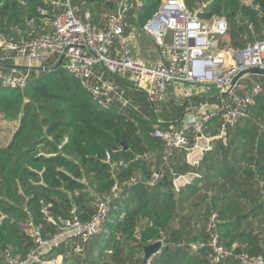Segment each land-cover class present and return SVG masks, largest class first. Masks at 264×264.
<instances>
[{"label":"trees","instance_id":"trees-1","mask_svg":"<svg viewBox=\"0 0 264 264\" xmlns=\"http://www.w3.org/2000/svg\"><path fill=\"white\" fill-rule=\"evenodd\" d=\"M114 1L70 0V6L89 13L92 24L103 28L115 11ZM161 1L137 0L127 23L141 30ZM53 2L0 0V36L18 42L49 32L50 22L65 11ZM184 2L200 19L224 18L234 52L264 37V0H253L252 6H245L244 0ZM42 67L50 70L16 71L28 76L23 88H8L0 81V120L18 121L9 143L0 147V264H7L6 255L23 261L35 249L30 225L49 241L72 218V211L85 223L101 202L108 211L100 234L87 243L68 237L42 259L137 264L143 261L144 246L161 241L151 264H211L209 250L193 246L207 244L214 216L211 233L220 245L264 262V77L244 78L259 84L262 94L225 141L214 139L210 151L191 166L186 151L168 154L153 136L155 128L182 127L175 123L182 106L170 98L153 107L118 73L114 80L128 104L116 100L102 109L62 66L53 70L49 62ZM9 72L0 67L1 74ZM192 101L198 105L217 100ZM210 133H218L215 122ZM107 154L110 162L105 161ZM181 175L194 178L176 186L174 180ZM218 264L243 263L231 258Z\"/></svg>","mask_w":264,"mask_h":264},{"label":"built area","instance_id":"built-area-1","mask_svg":"<svg viewBox=\"0 0 264 264\" xmlns=\"http://www.w3.org/2000/svg\"><path fill=\"white\" fill-rule=\"evenodd\" d=\"M252 1L244 0L243 3L252 6ZM53 3L56 6L61 4L65 11L50 22L49 32L18 42L0 36V64L43 66L52 62L55 65L63 56V69L80 81L102 109H109L116 100L123 106L128 104L124 90L114 80L118 73L133 82L153 107L165 102L170 90L173 94L181 91L179 94L185 95L179 86L186 83L212 87L217 91V104L206 102L194 109L193 117L181 128H155L153 133L164 144L168 154L186 151V159L191 166H197L202 156L210 151L214 139L225 141L227 132L247 117L254 99L262 94L259 84H252L241 95L236 94V90L244 88L238 85L241 79L235 85L233 80L245 69L264 70V37L234 52L228 45L230 28L226 20L216 16L200 19L195 12L188 10L184 0H162L156 13L141 30L127 23L129 13L137 7V0H115V11L107 16L103 28L92 24L89 13L72 9L70 0H62L61 3L55 0ZM134 30L153 43L157 50L154 63H144L132 54L127 45L126 31ZM27 79V74L15 70L8 74L0 73L2 85L8 88H23ZM213 122L217 124L216 136L210 133ZM157 123L162 121L157 120ZM105 161L110 162L109 154ZM154 178H157L156 174ZM135 182L133 178L132 183ZM117 188V185L112 187L114 195ZM107 211L106 202L98 203L94 215L85 223L72 211V218L65 220L60 231L49 241L43 240L39 229L30 225L35 249L23 261L6 255L7 264H45L42 257L66 238H77L81 243L91 241L101 233ZM214 226L213 216L207 228L211 235L207 244L193 246L195 250L205 246L209 250L211 264L231 258L243 264H264L260 257L236 255L233 249L220 245L217 236L211 233ZM152 261L153 256L145 264Z\"/></svg>","mask_w":264,"mask_h":264},{"label":"crops","instance_id":"crops-1","mask_svg":"<svg viewBox=\"0 0 264 264\" xmlns=\"http://www.w3.org/2000/svg\"><path fill=\"white\" fill-rule=\"evenodd\" d=\"M137 30H139V29H137ZM126 34H127V45L131 49L132 54L137 59H139L140 61H142L144 63H148V64L154 63L157 60V50L154 47L153 43L149 39L140 35L135 30H134V32L133 31H126ZM146 40L151 42L153 51H154V53H156V55H154L152 57L154 60L148 61L143 56H137L139 48H140V43H145V42H147ZM135 53H137V54H135ZM179 88H182V91H185L186 94L185 95L179 94L181 91L175 92L176 94L175 93L173 94L170 90L168 93V96H167V100L170 98L173 101V103H175V105L182 106V109H183L182 115H181L180 119L175 122V123L180 122L181 126L185 125L187 123V120L193 117V114L195 113V112H193V110L202 105V104H198V105L195 104L192 101L193 99H200V98H205L206 100L216 99L217 101L213 104H217L219 102V99H217V94H216L217 91L215 94L207 95V91H210V93L212 91H214L212 87L203 88V87H200L197 85H192V84L186 83L183 86H179ZM179 88L177 89L178 91H179ZM157 120L163 122L162 118H160L159 116H157ZM191 178H194V176L191 177L189 175H181L177 178V180H175L176 185L180 186V185L186 184V183L190 182Z\"/></svg>","mask_w":264,"mask_h":264},{"label":"water","instance_id":"water-1","mask_svg":"<svg viewBox=\"0 0 264 264\" xmlns=\"http://www.w3.org/2000/svg\"><path fill=\"white\" fill-rule=\"evenodd\" d=\"M198 12H195L197 14ZM63 60V56H61L58 60V62L52 67L53 70L58 69L61 67ZM0 67L9 69V70H15V71H34V72H47L50 70V68L42 67V66H29V65H2L0 64ZM245 76H257V77H264V70L258 69V68H249L240 71L233 80V85H235L240 79H242ZM162 248V242L156 241L154 243H151L147 246H144L143 251V261L141 264H145L146 260L149 259L152 256H155L160 252Z\"/></svg>","mask_w":264,"mask_h":264},{"label":"rangeland","instance_id":"rangeland-1","mask_svg":"<svg viewBox=\"0 0 264 264\" xmlns=\"http://www.w3.org/2000/svg\"><path fill=\"white\" fill-rule=\"evenodd\" d=\"M146 41L147 42H145V43H140V48H139L138 54L137 53H135V54H137V56L145 57V59L148 61L154 60L152 57L154 55H156V53H154V51H153L151 42L148 40H146ZM255 77H257V76H255ZM240 81L243 84V85H241V88H242V86L243 87L244 86L250 87L253 83L251 81L246 82L244 78L241 79ZM240 81H239V83H240ZM213 90L214 91H212L211 93H210V91H207V95L215 94L216 90L215 89H213ZM17 126H18L17 120L1 118V120H0V147H4L9 143L14 131L17 128ZM45 264H60V260L58 259L57 261H50V260L45 261ZM99 264H100V262H99Z\"/></svg>","mask_w":264,"mask_h":264},{"label":"bare ground","instance_id":"bare-ground-1","mask_svg":"<svg viewBox=\"0 0 264 264\" xmlns=\"http://www.w3.org/2000/svg\"><path fill=\"white\" fill-rule=\"evenodd\" d=\"M145 80H147V79H145Z\"/></svg>","mask_w":264,"mask_h":264}]
</instances>
